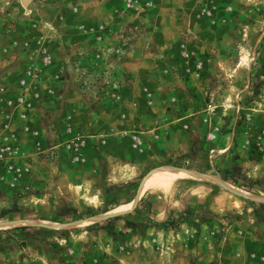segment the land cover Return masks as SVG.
Listing matches in <instances>:
<instances>
[{
	"label": "rangeland",
	"instance_id": "1",
	"mask_svg": "<svg viewBox=\"0 0 264 264\" xmlns=\"http://www.w3.org/2000/svg\"><path fill=\"white\" fill-rule=\"evenodd\" d=\"M0 125V264L264 252V0H0Z\"/></svg>",
	"mask_w": 264,
	"mask_h": 264
},
{
	"label": "crops",
	"instance_id": "2",
	"mask_svg": "<svg viewBox=\"0 0 264 264\" xmlns=\"http://www.w3.org/2000/svg\"><path fill=\"white\" fill-rule=\"evenodd\" d=\"M2 28V27H1ZM4 35H2L1 37V39H5L6 41H7V39L9 38V36H12V34H11V30H10V28H8V27H6V29H4ZM11 34V35H10ZM183 72V71H182ZM59 77H60V75H59ZM31 106H33V105H31ZM193 112H194V110H193V108L191 109V108H187V109H185L184 110V112H183V114H182V117H181V124H182V126H183V128H185V132H183V134H190V132H193L194 133V131H197V133L198 134H202L203 132H201L202 130H200V128H198L199 127V125H200V121H199V119H198V121L197 120H193ZM205 121H207L205 118L203 119V122H205ZM198 123H199V125H198ZM202 126H203V124H202ZM206 125H204V127H205ZM196 128V130H194ZM28 129L30 130V127H28ZM211 134V133H210ZM209 134V135H210ZM212 137H216L215 136V134H212L211 135ZM198 138V140H199V138L200 137H197ZM196 141V140H191L189 143V145L191 146L192 144H193V147H196L195 145H198L199 144V142L200 141ZM140 187H141V185L138 187V189H137V192H139V190H140ZM144 193V192H143ZM137 196V195H136ZM135 196V198H137ZM139 198V197H138ZM163 214H159L158 216H157V218H160L161 216H162ZM162 218V217H161ZM253 258H252V260H253V264H264V252H262V253H258V252H253V253H251L250 254ZM240 256V255H239Z\"/></svg>",
	"mask_w": 264,
	"mask_h": 264
},
{
	"label": "bare ground",
	"instance_id": "3",
	"mask_svg": "<svg viewBox=\"0 0 264 264\" xmlns=\"http://www.w3.org/2000/svg\"><path fill=\"white\" fill-rule=\"evenodd\" d=\"M187 174H184L182 171L177 172H167L166 170L160 171L158 173H154V175L147 178L144 182V189H156L158 187H161L162 185H165L169 182H172L175 178H181L186 177ZM143 189V190H144Z\"/></svg>",
	"mask_w": 264,
	"mask_h": 264
},
{
	"label": "built area",
	"instance_id": "4",
	"mask_svg": "<svg viewBox=\"0 0 264 264\" xmlns=\"http://www.w3.org/2000/svg\"><path fill=\"white\" fill-rule=\"evenodd\" d=\"M0 130H1V125H0ZM3 151H5V148H3V147L0 145V157L3 156Z\"/></svg>",
	"mask_w": 264,
	"mask_h": 264
}]
</instances>
